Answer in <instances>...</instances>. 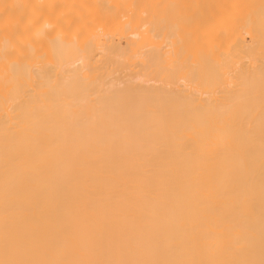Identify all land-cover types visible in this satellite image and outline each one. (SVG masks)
Here are the masks:
<instances>
[{
	"label": "bare ground",
	"instance_id": "obj_1",
	"mask_svg": "<svg viewBox=\"0 0 264 264\" xmlns=\"http://www.w3.org/2000/svg\"><path fill=\"white\" fill-rule=\"evenodd\" d=\"M264 0H0V264H261Z\"/></svg>",
	"mask_w": 264,
	"mask_h": 264
},
{
	"label": "snow or ice",
	"instance_id": "obj_2",
	"mask_svg": "<svg viewBox=\"0 0 264 264\" xmlns=\"http://www.w3.org/2000/svg\"><path fill=\"white\" fill-rule=\"evenodd\" d=\"M261 264H264V261H261Z\"/></svg>",
	"mask_w": 264,
	"mask_h": 264
}]
</instances>
